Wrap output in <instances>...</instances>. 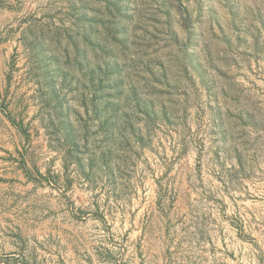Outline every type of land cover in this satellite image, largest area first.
<instances>
[{
  "label": "rangeland",
  "instance_id": "obj_1",
  "mask_svg": "<svg viewBox=\"0 0 264 264\" xmlns=\"http://www.w3.org/2000/svg\"><path fill=\"white\" fill-rule=\"evenodd\" d=\"M0 264H264V0H0Z\"/></svg>",
  "mask_w": 264,
  "mask_h": 264
}]
</instances>
